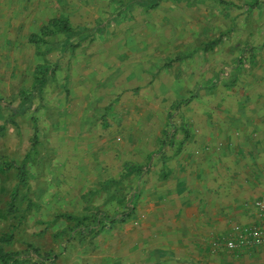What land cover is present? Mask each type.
<instances>
[{
	"label": "rangeland",
	"instance_id": "rangeland-1",
	"mask_svg": "<svg viewBox=\"0 0 264 264\" xmlns=\"http://www.w3.org/2000/svg\"><path fill=\"white\" fill-rule=\"evenodd\" d=\"M151 2L0 0V167L27 170L0 173V248L21 264H114L194 114L264 96V0ZM54 19L79 32L29 41Z\"/></svg>",
	"mask_w": 264,
	"mask_h": 264
},
{
	"label": "crops",
	"instance_id": "crops-1",
	"mask_svg": "<svg viewBox=\"0 0 264 264\" xmlns=\"http://www.w3.org/2000/svg\"><path fill=\"white\" fill-rule=\"evenodd\" d=\"M221 104L229 105L194 114L191 140L169 163L166 177L142 193L136 215L123 225V238L116 235L114 264H258L264 259V247L229 253L213 252L211 246L236 227L254 223L253 204L264 199V96Z\"/></svg>",
	"mask_w": 264,
	"mask_h": 264
},
{
	"label": "trees",
	"instance_id": "trees-1",
	"mask_svg": "<svg viewBox=\"0 0 264 264\" xmlns=\"http://www.w3.org/2000/svg\"><path fill=\"white\" fill-rule=\"evenodd\" d=\"M151 4L149 5L151 8L157 6L160 0H151ZM145 1H142V6ZM144 7V6H143ZM79 31L74 29L69 22L60 19H54L48 22V24L41 29V36L32 35L29 38V41L33 44H44L46 37H51L55 35H76ZM0 130L3 132L4 127H0ZM15 169L18 174V187H25L27 182V170L24 163L21 165L15 166L13 163L8 164L5 167H0V173L6 172L9 170ZM15 202H16V191L12 193L11 202L9 204L10 212H15ZM13 239V233H9L8 235H4L0 237V243H10ZM19 254L16 252H4L0 248V264H21L18 259Z\"/></svg>",
	"mask_w": 264,
	"mask_h": 264
},
{
	"label": "built area",
	"instance_id": "built-area-1",
	"mask_svg": "<svg viewBox=\"0 0 264 264\" xmlns=\"http://www.w3.org/2000/svg\"><path fill=\"white\" fill-rule=\"evenodd\" d=\"M253 207L257 220L250 225L236 227L227 238L213 241L211 246L214 251L225 250L232 253L264 247V199H257Z\"/></svg>",
	"mask_w": 264,
	"mask_h": 264
}]
</instances>
